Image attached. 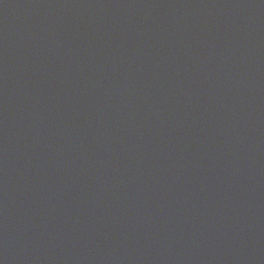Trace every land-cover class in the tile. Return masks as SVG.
I'll return each instance as SVG.
<instances>
[{
    "label": "water",
    "instance_id": "obj_1",
    "mask_svg": "<svg viewBox=\"0 0 264 264\" xmlns=\"http://www.w3.org/2000/svg\"><path fill=\"white\" fill-rule=\"evenodd\" d=\"M0 264H264V0H0Z\"/></svg>",
    "mask_w": 264,
    "mask_h": 264
}]
</instances>
